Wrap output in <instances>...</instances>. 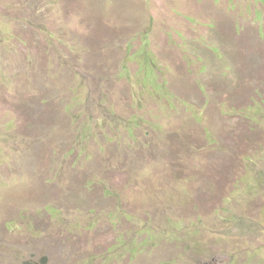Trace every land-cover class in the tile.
Masks as SVG:
<instances>
[{"label": "rangeland", "instance_id": "obj_1", "mask_svg": "<svg viewBox=\"0 0 264 264\" xmlns=\"http://www.w3.org/2000/svg\"><path fill=\"white\" fill-rule=\"evenodd\" d=\"M0 264H264V0H0Z\"/></svg>", "mask_w": 264, "mask_h": 264}, {"label": "trees", "instance_id": "obj_2", "mask_svg": "<svg viewBox=\"0 0 264 264\" xmlns=\"http://www.w3.org/2000/svg\"><path fill=\"white\" fill-rule=\"evenodd\" d=\"M125 72H127V70L125 69Z\"/></svg>", "mask_w": 264, "mask_h": 264}]
</instances>
